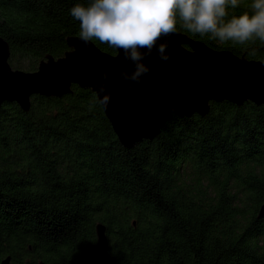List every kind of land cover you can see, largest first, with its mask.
Listing matches in <instances>:
<instances>
[{
    "label": "trees",
    "instance_id": "16d2710c",
    "mask_svg": "<svg viewBox=\"0 0 264 264\" xmlns=\"http://www.w3.org/2000/svg\"><path fill=\"white\" fill-rule=\"evenodd\" d=\"M241 0L229 17L250 11ZM91 0H0L15 71L35 73L80 37L70 10ZM217 51L264 62V43ZM101 51L115 49L92 41ZM264 106L211 103L126 149L90 89L0 107V264H264ZM106 227L108 261L97 247Z\"/></svg>",
    "mask_w": 264,
    "mask_h": 264
},
{
    "label": "water",
    "instance_id": "95a60500",
    "mask_svg": "<svg viewBox=\"0 0 264 264\" xmlns=\"http://www.w3.org/2000/svg\"><path fill=\"white\" fill-rule=\"evenodd\" d=\"M67 42L70 52L64 58L49 57L37 72L25 73L11 68L9 45L0 37V107L16 103L29 112L34 96L62 98L73 86L97 95L103 87L97 98L109 97L107 108L102 107L122 146L131 149L155 140L174 117H206L211 103L264 106V62L214 50L179 31L158 42L157 48L159 43L167 45L168 60H161L154 49L142 61L149 72L139 84L123 79L121 74L130 75L135 65L122 50L110 55L80 37ZM96 231L98 252L108 261L106 227L99 224ZM1 264H12L11 257Z\"/></svg>",
    "mask_w": 264,
    "mask_h": 264
},
{
    "label": "clouds",
    "instance_id": "9594fccd",
    "mask_svg": "<svg viewBox=\"0 0 264 264\" xmlns=\"http://www.w3.org/2000/svg\"><path fill=\"white\" fill-rule=\"evenodd\" d=\"M240 3L241 0H91L88 6H74L70 14L79 21L83 41L96 40L123 51L135 69L130 75H121L125 81L139 84L149 72L142 61L154 49L161 60L169 59L167 45H157L162 38L175 35L178 24L193 35L221 43H264V0H252L250 11L228 18L229 9L238 8ZM103 92L101 87L97 95ZM99 102L107 108L109 97L104 95Z\"/></svg>",
    "mask_w": 264,
    "mask_h": 264
}]
</instances>
